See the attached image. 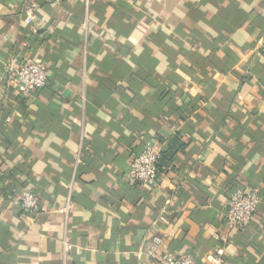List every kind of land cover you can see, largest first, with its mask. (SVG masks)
Masks as SVG:
<instances>
[{
    "label": "crops",
    "instance_id": "0c3cea01",
    "mask_svg": "<svg viewBox=\"0 0 264 264\" xmlns=\"http://www.w3.org/2000/svg\"><path fill=\"white\" fill-rule=\"evenodd\" d=\"M26 58L48 71L28 97L8 73ZM146 141L154 186L127 178ZM254 186L229 229L231 189ZM70 189L67 264H158L153 236L197 264H264V0H0V264H64Z\"/></svg>",
    "mask_w": 264,
    "mask_h": 264
},
{
    "label": "built area",
    "instance_id": "2783aa9c",
    "mask_svg": "<svg viewBox=\"0 0 264 264\" xmlns=\"http://www.w3.org/2000/svg\"><path fill=\"white\" fill-rule=\"evenodd\" d=\"M60 1V0H56ZM36 4H31L26 12L33 13ZM8 73L14 80L16 91L19 95L28 97L35 91L46 85L48 71L41 61L26 58L20 62H14L9 65ZM161 158V147L152 141H146L141 153L133 158L127 173V178L145 186H154L160 178L158 162ZM74 182V181H73ZM72 182V183H73ZM260 203V190L257 187L242 188L238 187L231 195L225 218L229 229H242L249 225L256 213ZM38 205L37 195L29 188H24L20 194L19 207L24 212H32ZM72 196L71 189L68 192L65 202L58 209L64 221V232L61 238L62 254L64 264L69 253L74 249L68 223L72 215ZM162 238L153 236L140 251L141 254L149 257L158 264H197L194 257L189 254L175 255L172 252H160L159 247ZM212 264H223L221 260L216 259Z\"/></svg>",
    "mask_w": 264,
    "mask_h": 264
},
{
    "label": "trees",
    "instance_id": "16d2710c",
    "mask_svg": "<svg viewBox=\"0 0 264 264\" xmlns=\"http://www.w3.org/2000/svg\"><path fill=\"white\" fill-rule=\"evenodd\" d=\"M144 146H145V142H144L143 144H141L140 148L137 149V150L135 151L133 158H134L136 155H138L139 153H141V152L143 151ZM176 150H177V146H176L175 148H173V149H170L168 155L166 154L165 157L168 158V159H171V158L173 157V155H174V153H175ZM162 156H163V149L161 148V158H162ZM161 158H160V160H159V162H158V167H159V165H160ZM80 168H81V167H79L78 171H80ZM79 173H80V172H79ZM79 173H78V174H79ZM254 187L259 188L258 186H254ZM237 188H238V187H236V188H235V187L232 188V189H231V190H232L231 192H233V190H235V189H237ZM259 190H260V189H259ZM260 194H261V192H260Z\"/></svg>",
    "mask_w": 264,
    "mask_h": 264
}]
</instances>
